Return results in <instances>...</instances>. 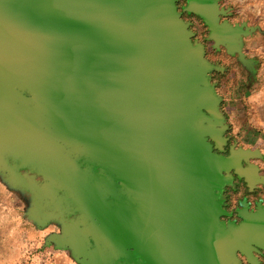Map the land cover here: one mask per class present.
Masks as SVG:
<instances>
[{
    "label": "water",
    "instance_id": "water-1",
    "mask_svg": "<svg viewBox=\"0 0 264 264\" xmlns=\"http://www.w3.org/2000/svg\"><path fill=\"white\" fill-rule=\"evenodd\" d=\"M176 3L0 0V170L34 216L70 219L62 239L86 264H258L264 249V206L221 219L231 171L256 181L241 164L256 153H220L222 67ZM181 9L246 63L252 28L217 0Z\"/></svg>",
    "mask_w": 264,
    "mask_h": 264
},
{
    "label": "crops",
    "instance_id": "crops-1",
    "mask_svg": "<svg viewBox=\"0 0 264 264\" xmlns=\"http://www.w3.org/2000/svg\"><path fill=\"white\" fill-rule=\"evenodd\" d=\"M217 1L220 6V0ZM223 8L227 10V15L224 16L227 19V16L232 14L231 10L227 5ZM182 12L185 15L182 18L190 25L193 22L201 23L197 22L191 13L183 10ZM224 17L221 20L225 19ZM227 21L232 25H240L243 22L246 27L250 25L246 21ZM192 29L193 33L198 32ZM257 29L261 31L260 28ZM247 36L241 37L239 45L244 59H248L246 63L238 58V52L230 53L223 45L214 47L213 41L205 42L204 54L209 61L222 67L221 70L211 72L210 78L221 99L219 108L226 124L223 133L225 143H228L229 148L246 149L256 153L245 161L247 166L254 167V177L258 179L264 178V167L260 164L264 161V64L260 58L246 54ZM55 215L36 217L30 212L29 202L23 212L26 222L43 232L42 242L45 248L40 251V260L34 264H86L75 246V239H62L63 228L70 219H62V215L59 216L56 212ZM70 218L74 220L75 217L70 215Z\"/></svg>",
    "mask_w": 264,
    "mask_h": 264
},
{
    "label": "rangeland",
    "instance_id": "rangeland-1",
    "mask_svg": "<svg viewBox=\"0 0 264 264\" xmlns=\"http://www.w3.org/2000/svg\"><path fill=\"white\" fill-rule=\"evenodd\" d=\"M220 2V6L227 5L231 10L232 14L227 16L228 20L246 21L250 24L252 30L246 39V54L260 58L264 64V0H220ZM183 4L180 2L179 6L182 7ZM194 19L200 22L197 18ZM191 26L198 31L196 33L198 39L202 40L207 36V31L201 23L193 22ZM257 28L261 31H257ZM262 148L264 151V144ZM260 164L264 167V161ZM5 175L6 172L0 170V264H34L40 260V251L45 248L42 242L43 232L33 228L23 218L28 195L10 188L3 179ZM240 260L244 264L243 259Z\"/></svg>",
    "mask_w": 264,
    "mask_h": 264
},
{
    "label": "flooded vegetation",
    "instance_id": "flooded-vegetation-1",
    "mask_svg": "<svg viewBox=\"0 0 264 264\" xmlns=\"http://www.w3.org/2000/svg\"><path fill=\"white\" fill-rule=\"evenodd\" d=\"M176 4L180 7L179 2ZM178 10H180V8H178ZM181 16L185 17L184 12H181ZM188 17L191 18L190 15ZM192 39L199 42L201 40V38L198 40L195 35ZM205 42L206 38L201 40L204 47ZM229 147L230 146L226 142L223 145V151L220 153L224 156L228 155ZM213 150L215 151L216 149ZM241 164L244 167L247 166L245 160H242ZM231 175L232 181L224 187L222 192V206L226 213L223 214L221 219L224 221L233 220L235 223H238L242 220L239 216V212L243 210H246V212H255L258 206H264V178H256V181L249 184L244 177H238L233 171H231ZM253 254L256 256L258 264H264V249L258 248L257 251H253ZM239 257L243 259L244 264H249L246 262L243 255H239Z\"/></svg>",
    "mask_w": 264,
    "mask_h": 264
},
{
    "label": "trees",
    "instance_id": "trees-1",
    "mask_svg": "<svg viewBox=\"0 0 264 264\" xmlns=\"http://www.w3.org/2000/svg\"><path fill=\"white\" fill-rule=\"evenodd\" d=\"M177 2H182V3H184L183 5H185V0H177ZM182 5V6H183ZM178 8H180V10H179V12L181 13L182 12V10H181V7H178ZM191 16H195L200 22H201V24L203 25V27L206 29V31H207V35H208V30H207V27H206V25L203 23V21L201 20V18L200 17H198L197 15H195V14H192L191 13ZM182 17V16H181ZM183 19V18H182ZM184 20V19H183ZM191 25L189 24V27H190ZM190 29H192V27H190ZM192 31H193V29H192ZM194 35L196 36V34L194 33ZM193 35V36H194ZM207 37V36H206ZM207 39V38H206ZM209 42H211L212 40H209V39H207ZM211 62V61H210ZM213 63V62H212ZM215 64V63H214ZM213 72V71H212Z\"/></svg>",
    "mask_w": 264,
    "mask_h": 264
}]
</instances>
